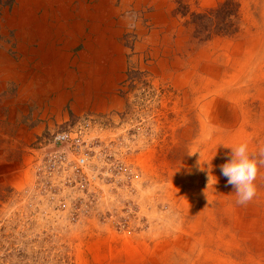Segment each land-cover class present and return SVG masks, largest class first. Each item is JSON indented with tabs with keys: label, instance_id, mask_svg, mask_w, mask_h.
Masks as SVG:
<instances>
[{
	"label": "rangeland",
	"instance_id": "rangeland-1",
	"mask_svg": "<svg viewBox=\"0 0 264 264\" xmlns=\"http://www.w3.org/2000/svg\"><path fill=\"white\" fill-rule=\"evenodd\" d=\"M261 14L264 0H0V264H264ZM208 108L251 136L245 204ZM85 121L77 170L53 137Z\"/></svg>",
	"mask_w": 264,
	"mask_h": 264
},
{
	"label": "clouds",
	"instance_id": "clouds-1",
	"mask_svg": "<svg viewBox=\"0 0 264 264\" xmlns=\"http://www.w3.org/2000/svg\"><path fill=\"white\" fill-rule=\"evenodd\" d=\"M225 147L230 148L231 152L230 158L219 166L221 175L227 178V184L234 187L237 196L236 202L238 204H245L252 200L256 194V187L253 182L257 175V161L249 156L246 143ZM198 163L203 169L209 162L201 161L199 153Z\"/></svg>",
	"mask_w": 264,
	"mask_h": 264
},
{
	"label": "bare ground",
	"instance_id": "bare-ground-1",
	"mask_svg": "<svg viewBox=\"0 0 264 264\" xmlns=\"http://www.w3.org/2000/svg\"><path fill=\"white\" fill-rule=\"evenodd\" d=\"M262 10H263V8H259V13L260 12L263 13ZM259 21L264 27V14L259 15ZM214 74H216V73H214ZM251 77H252V80H253L254 83L255 82H259V83H263L264 82V72L260 68L255 70L253 72V74L251 75ZM245 86H246V84H245ZM254 89H256L255 86H254ZM238 91H240V90H238ZM239 94H240L239 92H233L232 94H230L229 98H236V97H238ZM216 102L217 103H214V105H216V108L221 106V108H222L221 110L224 112V110L226 109V104L224 102L220 103V101L218 99H216ZM206 107H207V105H206ZM208 107L210 109H212L211 108L212 107L211 104ZM209 108H208V111L205 114V118L210 120L211 123L214 125L213 128H212V130H213L212 131L213 132V137L212 138H213V142L214 143L215 142L218 143V141H222V140L227 141L231 146H235V145H238L240 143H246V144L250 143L251 136H250V134H248L247 130L245 129V126L241 125V127L236 128V130L232 129V128H228L226 126H224L225 127L224 128L220 124L221 123V119H220L219 113L218 112H213V110H210ZM203 125H205V123ZM210 131L211 130L207 131L205 129L204 135H207ZM137 253H138V251H137ZM207 259L208 260L213 259V260H215L217 262V264H233L232 261H230V259H228V257L227 258L226 257L219 258L218 256L214 257L213 255L210 254V255H207Z\"/></svg>",
	"mask_w": 264,
	"mask_h": 264
},
{
	"label": "built area",
	"instance_id": "built-area-1",
	"mask_svg": "<svg viewBox=\"0 0 264 264\" xmlns=\"http://www.w3.org/2000/svg\"><path fill=\"white\" fill-rule=\"evenodd\" d=\"M91 130V125L87 121L77 125L72 131L65 133H58L53 137L55 145H65L70 149L68 156L64 160L71 161L77 170L85 169L89 165L91 152H87L81 148L82 144L88 145V133Z\"/></svg>",
	"mask_w": 264,
	"mask_h": 264
},
{
	"label": "trees",
	"instance_id": "trees-1",
	"mask_svg": "<svg viewBox=\"0 0 264 264\" xmlns=\"http://www.w3.org/2000/svg\"><path fill=\"white\" fill-rule=\"evenodd\" d=\"M226 6H227V4H225ZM211 13H213V11L211 12ZM219 13H221V11H219ZM218 13V14H219ZM202 15H198V17L200 18ZM202 18H206V19H208V20H210V16H209V14H206V15H204V16H202ZM195 19V18H194ZM217 34H219V35H222V33L221 32H219V33H217Z\"/></svg>",
	"mask_w": 264,
	"mask_h": 264
}]
</instances>
